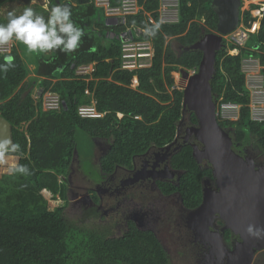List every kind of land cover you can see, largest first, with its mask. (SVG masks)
Listing matches in <instances>:
<instances>
[{
    "label": "trees",
    "instance_id": "trees-1",
    "mask_svg": "<svg viewBox=\"0 0 264 264\" xmlns=\"http://www.w3.org/2000/svg\"><path fill=\"white\" fill-rule=\"evenodd\" d=\"M15 1L18 0H0V11ZM59 1L70 6L73 21L85 34L72 53L55 50L49 58L39 55L38 61L52 63L54 70L58 64L62 66L56 74L41 80V94L32 95L37 77L29 75L15 41L10 52L0 53V63L11 55L15 64L6 74H0V117L10 122L13 144L20 146L19 151L7 155L18 156V163L27 165L31 172L29 176L5 173L0 177V264H170L155 232L139 229L132 221H128L121 236L111 237L103 231L80 229L67 220L63 214L67 175L77 149L78 130L92 138L112 139L98 161L103 177L116 168L120 174L122 169H132L138 157L149 149L171 144L182 131L185 113L187 126L197 125L195 114L183 109V90L174 88L172 72L197 70L202 52L188 47L217 30L218 16L212 0H178V21L174 23L160 22L159 0H138V13L114 26L102 22L105 16L93 0H75L76 5ZM254 20L250 10H245L239 23L250 27ZM0 23H6L1 14ZM155 23L160 24V29L154 37L147 35L145 27ZM127 29L134 39L152 41L150 67L133 71L120 68L121 40L117 35ZM223 44L216 53V72L210 81L212 96L217 104H238L239 114L236 120L218 117L219 124L228 131L233 145L249 146L254 142L263 157L264 120L251 117L250 91L242 63L246 58L257 59L264 75V12L255 32L248 33L242 46L227 39ZM233 49L238 53L230 54ZM92 63V71L78 72L79 67ZM39 70L38 67L37 73ZM47 91L59 97L58 109L44 108L43 93ZM92 101L104 115L81 117L78 107L92 105ZM178 142L181 146L169 157L170 167L179 171L178 180L158 181L157 185L163 194L177 192L184 208L191 210L200 205L202 182L205 177L212 178V169L207 162L197 163L190 143ZM43 189L64 204L50 210L41 193ZM90 196L99 203L96 192ZM232 234L227 229L225 239ZM257 262L258 257L253 264Z\"/></svg>",
    "mask_w": 264,
    "mask_h": 264
},
{
    "label": "water",
    "instance_id": "water-1",
    "mask_svg": "<svg viewBox=\"0 0 264 264\" xmlns=\"http://www.w3.org/2000/svg\"><path fill=\"white\" fill-rule=\"evenodd\" d=\"M241 4L242 0H212L211 6L218 16L217 30L206 33L188 47L202 52L197 70L179 71L184 83L183 109L193 112L198 120L197 125L187 128L185 138L194 139L190 144L197 163L201 165L206 161L212 169V178H206L203 183L201 204L188 212L186 225L195 239L211 244L207 254V258L214 261H210L211 264H253L257 252L264 250V237L258 238L246 231L249 225L264 228V163H256L234 151L230 134L219 124L210 84L216 72V53L224 45V38L228 34L239 40L248 37L238 29ZM104 24L114 26L121 22L117 17H109ZM117 37L123 40L121 33ZM5 139L13 143L12 126L0 117V140ZM174 142L177 139L163 148L164 158L170 155L167 153ZM178 148L175 146L173 150ZM163 170L169 177L175 174L168 162ZM216 218L223 221L222 232L229 229L239 236L231 249L227 248L222 233L210 231ZM214 255L217 259H213Z\"/></svg>",
    "mask_w": 264,
    "mask_h": 264
},
{
    "label": "rangeland",
    "instance_id": "rangeland-1",
    "mask_svg": "<svg viewBox=\"0 0 264 264\" xmlns=\"http://www.w3.org/2000/svg\"><path fill=\"white\" fill-rule=\"evenodd\" d=\"M36 1L35 5L41 2V0ZM23 3L20 2L18 4V1L10 3L1 9L0 14L6 17L7 12L13 10L19 14L30 4L25 3L26 6H24ZM252 5H257L258 8H251ZM259 8H264V0H242L240 14L245 10L251 9V15L255 16L257 13L256 10ZM105 18L106 17H102L103 23ZM238 29L244 32L247 31L241 26H239ZM254 30L253 25L248 29L249 32ZM229 38L230 36H228V39ZM244 40L245 39H238L235 43L242 46ZM11 42L13 44V41ZM24 49L27 50L25 46ZM229 53L236 54L238 50H229ZM24 56V60L30 64V57H32V54L26 52ZM242 64L244 65V72L246 75V85L250 91L251 115L258 111L260 112L261 118H264V75L261 74L262 67L257 59L252 57L244 59ZM84 69L85 72L91 70L90 67H84ZM29 75H31L30 69ZM172 76L175 80V85L182 89L184 83L181 74L179 72H172ZM256 91H260V97L258 102L253 103L252 100ZM48 93L50 92L48 91L45 94ZM39 94L40 90H36V88L32 90V95L34 97H37ZM44 108L48 109L45 105ZM219 115L222 119H227L221 112ZM118 116L120 117L121 115L118 114ZM187 121L188 115L185 113L180 134L182 136L185 134V128L190 127L187 126ZM76 134L77 149L74 151L70 166L71 170L67 175L69 189L67 191V202L63 211L65 218L69 221H73L80 229L103 231L111 237H119L127 229L126 221L129 217L130 210L133 207H136V209L140 208V210H145L144 215L148 218L145 225H140V229H150L155 232L167 251L170 264H198L196 254L197 247L194 246L192 242L193 237L190 231L184 225V208L181 203H179L178 194L175 193L169 196L164 194L160 195L156 190L155 193H151L149 197H146V199L151 200L149 203H140V199H135L136 205L133 203L130 204L127 199L117 201L113 197H108L104 194L102 196L103 201L99 204H95L92 199L89 198L92 193L91 190H94L100 176L99 156L101 155V151L104 152L112 143V139L92 138L79 130ZM191 138L193 140V137ZM252 144L255 146L254 142ZM263 159L264 156L257 160L262 161ZM16 163H18V156L5 155L2 157L0 160V177L2 174L9 173V168ZM47 192L48 193L41 191L43 197L47 200L50 210L64 204L63 200L60 198H53L51 192L48 190ZM263 253V251L257 253V264H264Z\"/></svg>",
    "mask_w": 264,
    "mask_h": 264
},
{
    "label": "clouds",
    "instance_id": "clouds-1",
    "mask_svg": "<svg viewBox=\"0 0 264 264\" xmlns=\"http://www.w3.org/2000/svg\"><path fill=\"white\" fill-rule=\"evenodd\" d=\"M248 10L251 12V9ZM253 17L256 18L253 22H256L258 25V20L262 16L259 18L257 16ZM239 26L247 30V34L249 33V27H246L242 23H239ZM159 29L160 24L155 23L150 27L146 26L145 33L154 37ZM255 30L250 33L255 32ZM84 34V29L73 21L72 10L67 4H56L51 7L47 18L37 14L31 7H25L19 14H17L15 10L9 11L6 16V23H0V45H5L15 40L23 44L29 53H47L55 50H60L66 54L72 53L79 48L81 38ZM228 36H230L229 39ZM224 39H231L233 41L238 40V38H236V40L234 38L232 39V34H228ZM14 67V57L8 55L4 58V61L0 63V74H6L9 69ZM41 92L42 90H40V94ZM19 148L20 146L18 144H13L10 140H0V158L10 152L19 151ZM8 171L10 174H21L23 176L31 175L28 166L19 163L13 164ZM246 231L250 235L258 238L264 237V228L249 225Z\"/></svg>",
    "mask_w": 264,
    "mask_h": 264
},
{
    "label": "flooded vegetation",
    "instance_id": "flooded-vegetation-1",
    "mask_svg": "<svg viewBox=\"0 0 264 264\" xmlns=\"http://www.w3.org/2000/svg\"><path fill=\"white\" fill-rule=\"evenodd\" d=\"M187 128L188 127L185 128L184 130L185 134L183 136L180 135L181 132H178V135L176 137L177 142H174V144L171 146V149L169 150L167 155L168 154L171 155L172 152L175 151L173 150L175 146H179V147L181 146L180 142H178L180 138L183 143H186V142L190 143L194 140V139L192 140V138H189V139L185 138ZM109 148H110V145L104 152L101 151L100 156H103L108 151ZM233 149L236 153L240 154L243 157H249L253 159L256 163L258 162L264 163V159L262 161L257 160L258 158L261 157L260 155L261 150L256 145L253 146V144H249V146H241L240 143H237L236 145H233ZM164 152H165L164 149H157V150L149 149L144 154H142L140 157H138V161L137 163L134 164L132 169H122L121 174H120V171L116 168V170L113 173H111L109 176L104 175L102 177L103 172L99 166V169H100L99 180L96 182V186L94 190H91V191H95L99 195V199H100L99 203L103 201V197H102L103 194L107 195L108 197H113L117 201L127 199L130 204L133 203L135 205L137 204L135 199H140V203L141 202L149 203L151 200L146 199L147 196L149 197V194L155 193L156 190L158 191L160 195L163 194L161 189L157 185L158 181H169V182L175 183V180H178V177H179V171H176L172 169L171 167L170 169L175 172L174 176L172 177H169L168 172L166 170H163L164 165L167 162L169 164V157H170V155H168V158L167 157L164 158ZM206 178H210V177H205L203 179L202 192H203V187H204L203 183ZM87 192H90V191H87ZM175 193L178 194L177 192H174L171 194H164V195L169 196ZM89 198L92 199L91 196ZM179 203H181L182 205V200L180 198V195H179ZM182 207L184 208L183 205ZM189 211L190 210L184 208V216H185L184 225L190 231L191 236L193 237L192 242L194 246L197 247V252H196L197 262L198 264H201L204 261L206 264H211V262L213 263L214 261L207 258L209 257L207 256V254L210 251L211 244L208 243L207 240L202 242L201 238L198 240L195 239L193 231L189 229L186 225V217ZM144 212L145 210H140V208L136 209V207H133L130 210L129 217L127 218L126 226H127L128 221H132L134 222L135 226L140 229V225H145V222L148 221V218L147 216L145 217ZM222 227H223V221L219 218H216L214 220L213 226L210 228V231H219L220 233H222L223 240L227 248L231 249L234 243L239 240V236L236 234H232L230 236V239L226 240L224 237V233L227 229L224 232H222L221 231ZM262 251L264 252V250ZM212 257L213 259H217L216 255ZM222 260H225L224 256L222 257ZM223 263L224 262H219V264H223Z\"/></svg>",
    "mask_w": 264,
    "mask_h": 264
},
{
    "label": "built area",
    "instance_id": "built-area-1",
    "mask_svg": "<svg viewBox=\"0 0 264 264\" xmlns=\"http://www.w3.org/2000/svg\"><path fill=\"white\" fill-rule=\"evenodd\" d=\"M95 6L101 9L102 14L106 17H117L120 19L121 24L125 23L127 16L135 15L140 10V5L138 0H93ZM264 8L256 10V15L258 18L263 15ZM159 20L162 23H174L178 21V0H159L158 6ZM148 15V20L153 21L150 14ZM252 25L254 29L257 26L256 22ZM123 40H121V56H120V68L123 70L133 71L137 69L148 68L152 65V60L154 56L153 43L149 39H134L132 31L127 29L122 31ZM235 37H232V39ZM231 40V39H230ZM13 44L9 42L5 45H0V53L10 52ZM243 70H244V65ZM79 72L85 73L84 67H79ZM262 74V73H261ZM264 87V82H263ZM87 94L90 92L85 91ZM47 93V92H46ZM260 97V91H256L253 103L258 102ZM44 105L48 109H58L60 105V99L56 94L48 93L43 94ZM95 101L92 105H83L78 108V114L85 118H95L101 117L104 113L98 112L95 108ZM222 113L227 120H236L239 114V105L232 102H223L216 105V115L221 117L219 113ZM120 114V113H119ZM121 115V114H120ZM254 115V116H253ZM253 120L263 121L260 112L256 111L251 115ZM222 118V117H221Z\"/></svg>",
    "mask_w": 264,
    "mask_h": 264
},
{
    "label": "crops",
    "instance_id": "crops-1",
    "mask_svg": "<svg viewBox=\"0 0 264 264\" xmlns=\"http://www.w3.org/2000/svg\"><path fill=\"white\" fill-rule=\"evenodd\" d=\"M65 1H70L73 5H76L75 0H63L62 2H65ZM20 2H22V3L24 2L23 5L26 6L25 5V3H27L26 0H18V4ZM35 2H37V1L36 0H29L28 4L29 3L30 4L28 5V7L33 8L37 14L43 15L45 18H47L48 14H49V10L51 9V7L55 6L56 4H61V1H59V0H57L55 3H53V0H41V2L37 3V5H35ZM50 2L53 3V6H51L52 3H50ZM94 27L95 26H93V28ZM95 29H96V27H95ZM89 35L92 36V34H90V33H89ZM95 35H97V34L95 33ZM15 43H16V49L18 50V52L21 54V56L24 59V57H25L24 54L26 52L27 53H29V52L24 49V45L23 44H21V43H19L17 41H15ZM53 52L54 51L47 52V53H35V52L34 53H29V54H32V57H30L31 58L30 64L27 63V65H28V68L31 70V75L30 76H32V77L36 76L37 77V80L34 81V88H36V90L37 89L38 90H42V87L40 86V82H41L42 79L49 78L50 74H52V75L56 74V72H58V69H60L62 67V66H60L58 64L57 67H56L57 70L56 69L54 70L52 68V65H53L52 63L50 65H48L47 63L46 64H42L40 62V59L38 61L39 55H43V57L49 58V57H51L53 55ZM51 60H54V58L51 59ZM93 65H94V63L89 64V65H83L82 67H90L91 70L88 71V72H90V71L93 70ZM38 67L40 68V70H39L40 72L39 73H37V71H36V69H38ZM55 80L56 79H53V81H55ZM98 139H100V138H98ZM76 153H77V151H76ZM44 191H47V190H44Z\"/></svg>",
    "mask_w": 264,
    "mask_h": 264
},
{
    "label": "bare ground",
    "instance_id": "bare-ground-1",
    "mask_svg": "<svg viewBox=\"0 0 264 264\" xmlns=\"http://www.w3.org/2000/svg\"><path fill=\"white\" fill-rule=\"evenodd\" d=\"M42 192H46V193H48L47 191H44V189L42 190Z\"/></svg>",
    "mask_w": 264,
    "mask_h": 264
}]
</instances>
